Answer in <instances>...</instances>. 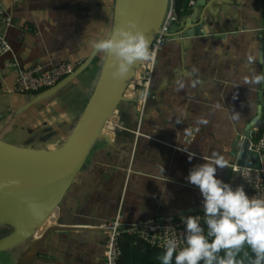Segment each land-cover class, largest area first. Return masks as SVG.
Segmentation results:
<instances>
[{
	"label": "crops",
	"instance_id": "crops-1",
	"mask_svg": "<svg viewBox=\"0 0 264 264\" xmlns=\"http://www.w3.org/2000/svg\"><path fill=\"white\" fill-rule=\"evenodd\" d=\"M113 6L114 0H0V33L11 46L0 58V106L6 112L0 115V134L16 125L32 132L24 137V130L14 131L11 144L50 150L58 140L49 136L51 130L60 138L69 135L91 92L92 85H79L90 82L88 75L27 109L33 95L16 102L9 92L15 90L18 69L83 64L94 51L93 42L109 35ZM195 7L204 34L184 37L177 28L169 36L158 55L145 113L140 117L129 103L126 116L116 112L105 134L110 140L97 142L50 223L61 229L49 234L32 264H103L107 235L101 227L120 210L127 224L202 213L199 190L186 177L213 152L228 165L217 176L238 184L232 165L264 109V83L244 84L250 67L264 72V65L247 61L252 48L264 53V0H197ZM195 26L188 18L187 27ZM177 80L183 89L177 90ZM232 111L241 114L238 121L231 119ZM12 231L0 227V239ZM33 242L10 249L12 264ZM158 257L146 259L157 264Z\"/></svg>",
	"mask_w": 264,
	"mask_h": 264
},
{
	"label": "water",
	"instance_id": "water-1",
	"mask_svg": "<svg viewBox=\"0 0 264 264\" xmlns=\"http://www.w3.org/2000/svg\"><path fill=\"white\" fill-rule=\"evenodd\" d=\"M169 4L170 0H114L109 35L115 28L126 27L127 21L132 20L146 35L151 50ZM198 5L202 4L198 2ZM196 14V7H191L182 21L172 25L169 36L177 28L182 31L181 34L184 37L203 35L204 21L198 19ZM188 18H192V24L196 25L194 28L187 27ZM101 54L103 63L92 85L88 103L62 146L56 149L38 150L14 145L0 139V227L13 230L10 235L0 239V252L34 240L30 251L17 264H32L38 258L49 234L61 229L52 225L45 230L42 237L37 236V232L44 227L52 212L56 208L60 210L66 194L84 168L97 142L104 139L110 140L102 132L112 112L115 109L119 112L123 103L132 104L137 111V100L126 98L125 95L142 62L133 65L125 78L114 80L111 77L113 57L96 50L78 66L72 75L62 80L57 86L33 95L26 109L57 95L77 80ZM261 114L262 110H259V117ZM249 143L247 136L243 142L239 164L242 160L248 159ZM13 180L19 183H10ZM30 203L37 206L35 214L29 210Z\"/></svg>",
	"mask_w": 264,
	"mask_h": 264
},
{
	"label": "clouds",
	"instance_id": "clouds-1",
	"mask_svg": "<svg viewBox=\"0 0 264 264\" xmlns=\"http://www.w3.org/2000/svg\"><path fill=\"white\" fill-rule=\"evenodd\" d=\"M92 47L113 57L111 77L114 80L125 78L137 62L151 59L149 40L132 20L127 21L126 27H117L106 38L93 42ZM247 61L250 66L264 65V53L258 47L252 48ZM262 83L264 72L250 67L244 84ZM177 85V90L185 86L180 80ZM240 116L239 112L232 111L231 119L238 121ZM199 122L206 124L207 120ZM192 158L189 156V160ZM202 159L203 163L189 170L186 180L199 190L203 216H185L183 246L173 237L166 238L163 254L158 257L160 264H244V259H249V264H264V197L249 196L243 185L233 187L218 177V169L228 167L219 153L213 152ZM29 210L35 214L37 206L30 203ZM242 252L244 259H238Z\"/></svg>",
	"mask_w": 264,
	"mask_h": 264
},
{
	"label": "built area",
	"instance_id": "built-area-1",
	"mask_svg": "<svg viewBox=\"0 0 264 264\" xmlns=\"http://www.w3.org/2000/svg\"><path fill=\"white\" fill-rule=\"evenodd\" d=\"M24 2L26 0H14ZM196 5V0L191 2V7ZM190 7V8H191ZM181 20L178 18L174 0H170L167 14L164 18L160 32L151 47V59L141 65L138 79L132 82L126 92V97L136 99V112L142 117L146 107L152 99V82L155 75L158 55L165 47L169 38L172 25ZM264 32V26L262 28ZM11 52V46L5 36L0 33V58ZM78 68L72 62H64L58 66L44 69L36 66L31 69H18L15 82V92L20 95H37L57 86L62 80L72 75ZM2 74L0 67V75ZM261 119V120H260ZM262 121V125L255 126ZM248 159L239 164L232 165V171L239 175L237 185H243L249 196L264 197V109L257 122L249 130ZM243 148V147H242ZM242 152V150H241ZM241 153L239 154L240 158ZM235 185V186H237ZM233 186V187H235ZM203 216V212L199 214ZM185 217L169 218L148 224H127L124 222L121 210L115 220L101 228L107 235L106 257L103 264H118L122 256L120 239L123 235L136 236L145 245L153 249H163L166 238L173 237L183 246Z\"/></svg>",
	"mask_w": 264,
	"mask_h": 264
},
{
	"label": "trees",
	"instance_id": "trees-1",
	"mask_svg": "<svg viewBox=\"0 0 264 264\" xmlns=\"http://www.w3.org/2000/svg\"><path fill=\"white\" fill-rule=\"evenodd\" d=\"M193 0H174V6L176 9V13L178 18L181 20L186 12L191 7V2ZM102 54L97 57L91 66L82 74V75H88L92 77V80L96 79V76L101 68V62H102ZM92 82V84H93ZM89 97L87 98L85 102L88 103ZM84 107V108H85ZM120 248L122 250V256L120 257V260L118 264H149V261H147L146 256H161L163 254L164 250L160 249H153L149 246L145 245L140 239H138L136 236H130V235H123L120 239ZM147 251V253H145ZM146 254V255H145ZM252 254L249 251V258H251ZM238 259H244L243 252L240 254ZM160 264V260L159 263ZM244 264H249V259H244Z\"/></svg>",
	"mask_w": 264,
	"mask_h": 264
},
{
	"label": "rangeland",
	"instance_id": "rangeland-1",
	"mask_svg": "<svg viewBox=\"0 0 264 264\" xmlns=\"http://www.w3.org/2000/svg\"><path fill=\"white\" fill-rule=\"evenodd\" d=\"M113 14V13H112ZM102 58V57H101ZM103 63V60H102V62H101V64ZM91 75H93V74H91ZM90 75V76H91ZM88 77V76H86L87 78H88V80H90V82H86V83H82L81 82V84H79V85H84V86H86L87 84H89V85H93L94 84V82H95V80H94V82H93V84H92V77ZM137 79V78H136ZM75 82V81H74ZM74 82H72V83H74ZM92 89V88H91ZM9 94H13V96H14V98H15V101L16 102H18L21 98H23V100H26V95H20V94H18L17 95V93H15V90H13V93L12 92H9ZM7 96H10V95H7ZM127 104H122L121 105V107H120V109H119V111L121 110V112H122V114H124L125 116L127 115ZM5 115L6 114V112L4 111V109L0 106V115ZM78 118H79V116H78ZM78 118L75 120V122H74V124L71 126V128H70V132H69V135H70V133L72 132V130L74 129V126H75V124H76V122H77V120H78ZM29 122V121H28ZM111 124L112 123H110L109 124V130H110V126H111ZM28 127L27 126H23V130H22V128L19 126V125H16L15 126V128H14V126H12V127H8V133L9 134H7V132L5 133V132H2V134H0V138L1 139H3V140H5L6 142H8V143H11L12 141H14V139H13V135H14V131L16 132H21V131H23V133H22V136H24V137H26V136H29L28 134H26V133H24L25 131L26 132H29V133H32V132H30V130L28 131V129H27ZM17 129H19V130H17ZM69 131V130H68ZM51 133H49V136L50 137H52V139H55L56 140V138H58V140H56L57 141V143L54 145V148L53 149H56V148H59L60 146H62L65 142H66V140H67V138L69 137V135L68 136H63V138H60V135H59V133L58 132H56V131H50ZM38 132H36L35 134H37ZM109 133V132H108ZM17 134H19V133H17ZM34 134V135H35ZM37 136H35V138H36ZM33 139V138H32ZM36 140H33V142H35ZM17 142H18V140H17ZM27 142H21V144H22V146L23 147H27L28 145L26 144ZM19 146V145H18ZM13 260H14V252H13V250H8V251H5V252H0V264H12L13 263Z\"/></svg>",
	"mask_w": 264,
	"mask_h": 264
},
{
	"label": "bare ground",
	"instance_id": "bare-ground-1",
	"mask_svg": "<svg viewBox=\"0 0 264 264\" xmlns=\"http://www.w3.org/2000/svg\"><path fill=\"white\" fill-rule=\"evenodd\" d=\"M145 62H146V61H142V63L139 64V67H138V69H137L136 72H135V77L133 78V82L136 81V80L138 79V76H139V73H140L141 65L144 64ZM136 78H137V79H136ZM126 92H127V91H126ZM116 112H117V110L115 109V110L112 112V114L109 116V119H108L107 123L105 124L104 129H103V132H102L104 135L107 134V132H108V130H109V124L113 122V119H114V117H115L114 115L116 114ZM105 136H106V135H105ZM57 212H58V209L56 208V210H54V211L52 212V214L49 216V218L47 219V221H46L44 227H43L41 230H39V231L37 232V236H38V237H42V235L44 234L45 230L48 229L50 226H52V225H50V223L53 222V220H54V218H55V214H57Z\"/></svg>",
	"mask_w": 264,
	"mask_h": 264
}]
</instances>
